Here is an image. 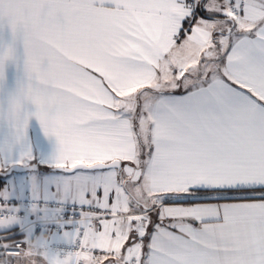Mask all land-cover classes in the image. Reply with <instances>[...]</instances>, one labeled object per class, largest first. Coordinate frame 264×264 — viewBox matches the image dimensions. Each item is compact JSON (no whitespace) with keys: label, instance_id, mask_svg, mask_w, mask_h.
Masks as SVG:
<instances>
[{"label":"snow or ice","instance_id":"obj_1","mask_svg":"<svg viewBox=\"0 0 264 264\" xmlns=\"http://www.w3.org/2000/svg\"><path fill=\"white\" fill-rule=\"evenodd\" d=\"M0 264H264V0H0Z\"/></svg>","mask_w":264,"mask_h":264}]
</instances>
